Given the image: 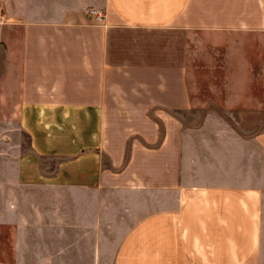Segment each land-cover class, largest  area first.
<instances>
[{
	"label": "crops",
	"instance_id": "0c3cea01",
	"mask_svg": "<svg viewBox=\"0 0 264 264\" xmlns=\"http://www.w3.org/2000/svg\"><path fill=\"white\" fill-rule=\"evenodd\" d=\"M34 2L22 16L24 0H0V99L28 138L19 181L52 197L0 264H264L257 193L203 183L225 166L193 156L177 117L199 100L248 117L239 178L261 183L264 0ZM103 222L126 229L113 240Z\"/></svg>",
	"mask_w": 264,
	"mask_h": 264
},
{
	"label": "rangeland",
	"instance_id": "374dc122",
	"mask_svg": "<svg viewBox=\"0 0 264 264\" xmlns=\"http://www.w3.org/2000/svg\"><path fill=\"white\" fill-rule=\"evenodd\" d=\"M30 6H33L32 11L35 12L36 4L34 0H24V5H22V16H27L28 13H32L29 10ZM6 11L8 14L11 11V8L7 4ZM15 16H18L17 12ZM2 20L4 21L5 18ZM16 50L18 51V48H16ZM14 52L15 49L11 54L13 63L15 60ZM13 63L11 65L12 73ZM13 80L14 79H12L11 82H7L8 86H11ZM205 101L206 100H199L192 111L177 115L185 132L192 134L190 138L193 145L192 149L194 150L193 156L199 155L201 157L206 150H213L217 155L218 164L220 166H225L224 175H221L223 173H215L214 178L202 180V182L208 184L219 183L220 185H233L251 189V191L257 193L262 219L264 220V179L262 178L261 183H259L258 179L255 180L247 177L239 178V175H243V172L246 171V167L248 168L249 161L252 160L248 154L244 157L243 148L241 146V140L246 139L250 129L253 128L251 125L252 123L249 122L248 117L224 113L215 107L205 104ZM9 111V103L6 101L3 102V100L0 99V258L7 256V252L13 251L14 246L16 247V243H14L13 240H15L18 235L22 236L23 234V236L29 237L35 234V221H40V219H36L37 216L40 215H38L35 207L40 203V199H43V201L46 200L48 204L52 197L51 194L40 193L34 186L23 185L22 179L19 181V160H22V155L29 152L28 138L22 133V130H20L19 116L10 114ZM157 123L161 132L162 127L160 126V122L157 121ZM250 166H253V164L251 163ZM50 170L49 166L46 171ZM220 172L223 171L220 169ZM263 174L264 171L261 172L262 176ZM194 180L195 179L191 180L187 178L185 180V178H182V181L187 182H193ZM60 197L62 199L61 201H66L65 195ZM90 198H94V195H90ZM76 207L78 208V206ZM62 208L66 209L64 212L68 213V215H66L67 218L64 219V223L66 221L69 225L72 211L67 210L66 205H63ZM74 213L75 221L79 220V218H85L86 224L90 226V231L87 230L86 232L85 230V234L92 235L93 233H98V228L93 227L95 213H97V211L94 212V210H91L89 212H83L82 208H78ZM117 214L119 215L120 213ZM110 216L113 217L115 214H110ZM22 217L24 220L23 232ZM122 217L119 219L122 220ZM124 218L127 217L124 216ZM129 219L131 218L129 217ZM7 221L12 222L13 227H5L3 224L7 223ZM111 221L113 222V220ZM112 224L113 223L107 226L103 222L99 231L109 238L116 240L121 236L126 227L120 228ZM24 251H26V249H24ZM27 261L29 264H34L33 259Z\"/></svg>",
	"mask_w": 264,
	"mask_h": 264
},
{
	"label": "built area",
	"instance_id": "2783aa9c",
	"mask_svg": "<svg viewBox=\"0 0 264 264\" xmlns=\"http://www.w3.org/2000/svg\"><path fill=\"white\" fill-rule=\"evenodd\" d=\"M1 16H2V12H1V9H0V18H1Z\"/></svg>",
	"mask_w": 264,
	"mask_h": 264
}]
</instances>
